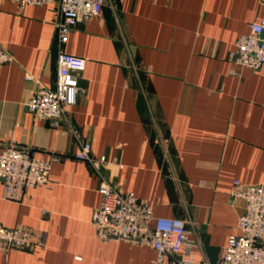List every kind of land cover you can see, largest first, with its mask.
<instances>
[{
  "label": "crops",
  "instance_id": "1",
  "mask_svg": "<svg viewBox=\"0 0 264 264\" xmlns=\"http://www.w3.org/2000/svg\"><path fill=\"white\" fill-rule=\"evenodd\" d=\"M59 14L57 1L0 0V46L15 57L0 66V151L12 143L56 157L50 183L22 203L4 198L0 177V224L47 236L33 250L0 249V264H171L150 245L98 237L101 177L77 158L79 140L106 156L100 169L114 187L186 220L199 259L215 263L239 233L234 180L264 184V65L231 59L236 39L264 19V0H107L61 47L86 67L71 122L54 126L28 109L38 83L26 75L55 88Z\"/></svg>",
  "mask_w": 264,
  "mask_h": 264
},
{
  "label": "built area",
  "instance_id": "2",
  "mask_svg": "<svg viewBox=\"0 0 264 264\" xmlns=\"http://www.w3.org/2000/svg\"><path fill=\"white\" fill-rule=\"evenodd\" d=\"M19 6H43L57 1L60 14L56 21V38L60 46L55 88L42 85L32 74L37 89L27 102L28 109L39 119L54 126L71 122V107L80 89L76 73L85 69L86 59L62 50L70 33L80 24L102 12L107 0H12ZM248 33L239 36L231 59L242 67L258 69L264 65V19L249 24ZM15 60L13 52L0 46V66ZM77 158L91 163L101 177L102 200L94 209L91 222L103 241L124 238L153 247L159 257L170 258L171 264H264V184H244L234 180L231 196L244 200L238 218L239 233L231 234L222 255L215 263L198 257L200 244L189 238L187 221L179 217L159 216L153 206L133 191H121L103 175L100 164L106 156L96 159L88 140H79ZM36 156L30 147L9 143L0 151V177L4 181V198L22 203L27 189L49 184L53 161ZM44 232L0 224V249L33 250L46 245Z\"/></svg>",
  "mask_w": 264,
  "mask_h": 264
}]
</instances>
